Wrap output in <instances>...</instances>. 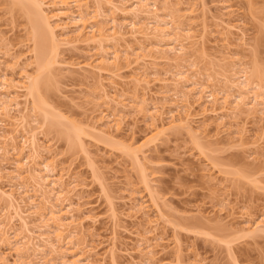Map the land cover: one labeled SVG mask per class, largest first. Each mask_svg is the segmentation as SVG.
Listing matches in <instances>:
<instances>
[{"label": "rangeland", "instance_id": "374dc122", "mask_svg": "<svg viewBox=\"0 0 264 264\" xmlns=\"http://www.w3.org/2000/svg\"><path fill=\"white\" fill-rule=\"evenodd\" d=\"M88 2L93 5L92 0ZM22 5L18 0H0V73L16 81L20 80V73H36L32 24L30 15L25 13L26 5ZM170 5L194 37L184 64L144 57V61L136 63L137 55H146L143 51L150 48L149 41L145 42L140 34L134 35L129 21L120 14L114 17V26L118 27L115 29L110 20L112 14L105 12L94 19L106 33L101 38L105 43L100 44L120 56L121 62L117 70L111 66L112 70L104 67L106 73H89L82 68L100 45L95 40L84 41L86 36L77 41L67 19L61 20L62 24L57 22L66 24V40L70 44L59 46L57 58L51 56L56 63L52 62L42 75L45 88L38 98H45L48 105L35 109L28 121L36 119L43 125L47 139L39 138L47 149L42 158L47 162L52 159L56 169L64 173L66 183L68 177L77 183L70 197L74 207L82 211L68 229L73 235L64 232V242H58L55 227L45 221L51 210L59 213L61 204L56 200L57 191L50 193L47 188L46 196L35 198L37 212L46 219H31V228L44 224L45 229H35V235L43 234L60 253L71 248V242L77 243L76 253L83 250L82 254H90L95 264H100L103 256L105 264H112V251L117 264H142L147 256L139 251V244L146 241L153 246L155 264H264V234L253 233L245 222L248 217L264 220V115L252 111L232 116L218 107L212 112L204 100L187 104L175 96L179 86L173 85L172 77L178 72L191 77L199 71L202 75L196 78L201 84L230 94L227 80H240L231 69L233 62L239 61L253 82L264 88V0H170ZM141 44L146 50H140ZM160 55L165 54L156 56ZM239 68L238 65L236 70ZM102 89L122 102L126 110L107 100L102 105ZM105 109L118 110L122 120L118 132L108 131L97 122L98 110ZM45 112L52 115H46L51 121L45 120ZM58 114L61 117H56ZM186 114L191 132L178 120ZM170 115L176 120L172 121ZM150 116L157 118L156 123ZM31 125L35 127V123ZM75 130L82 133L78 140L66 133ZM67 134L71 135V142L66 139ZM133 142L131 154L127 146ZM137 150L145 153L139 162L133 157ZM14 160L9 156L7 161ZM5 169L9 170L8 165ZM25 178L30 187L31 182ZM134 204L137 208L142 204L143 210L132 208ZM0 208L4 216L11 214L6 203L1 202ZM112 211L118 217L113 219ZM44 222L49 225L46 227ZM13 224L18 236L15 232L9 235L10 245L8 239L0 238V259L4 258L7 264L36 262L39 258L33 257L32 252L21 258L14 252L21 244L16 237L26 234L17 220ZM43 249L46 264H55L53 260L48 262L54 257L49 254V246Z\"/></svg>", "mask_w": 264, "mask_h": 264}, {"label": "bare ground", "instance_id": "6f19581e", "mask_svg": "<svg viewBox=\"0 0 264 264\" xmlns=\"http://www.w3.org/2000/svg\"><path fill=\"white\" fill-rule=\"evenodd\" d=\"M18 1L21 6H23L22 5L23 3L26 5V7L24 8L26 9L25 13L26 15H30V21L32 24V36L34 43L33 54L35 57L36 73L34 76L27 75L26 73L25 74L20 73V75H18L20 77L19 78L20 80L18 81L7 77L6 73L5 74L0 73V158H1L0 203L1 202L6 203L8 207V211L11 210L10 211L11 214L7 217L4 216L5 213L0 208V217L1 216L5 217L4 219L5 221L4 220L0 221V233H2L0 235L1 236L0 238L7 240L9 235H11V233H14L16 231L14 230L13 223L14 221L17 220L21 224L20 227L23 229V231L26 234L23 236V238L16 237L18 236L17 232H15L16 234H14L16 235L14 237H16V239H18L19 242H21V244L17 245L18 247L16 246V248L14 249V252L17 254L18 257L21 258L22 255H27L28 253L32 252L31 254L33 255V257L39 259L36 262H31V264H38V263L46 264L47 262L44 260V258L47 256H43L45 255V250L43 248L49 246V254L54 255V257L51 259V261L49 260L48 262H52L53 260L55 261V264H95V261L90 254L89 255H86V253L82 254L83 250H78V252H81V254H78V252L76 253V250L78 249L77 243L76 244L72 242L70 244L68 243L71 246V248H67L60 253L59 251H57L55 245H53L51 242L50 244L49 240L44 239L43 234L39 233L38 235H35V229L39 230L40 232L41 229L44 227V224L41 228L39 227L31 228L32 226L31 219L33 218H35V220L46 219L43 217V215L37 212L38 208L36 205L37 203H35L36 200L35 198L38 199L39 197L41 198L46 196V194L49 193V192L47 193L48 190L47 188H49L50 193L51 192L54 193L55 191L58 192V193L56 192L57 194L56 198L58 197L59 199L56 200L59 204H61L60 210L63 211L61 212L60 210H58L59 213H57L55 211L52 212L51 210V212L48 213L49 215H47V220L45 221V222H51L55 227L56 230L54 229L55 230L54 232L56 233L55 236L58 242L60 241L64 242V238L62 236V233L64 232L73 235V232H71L68 229L70 225L72 226L71 223L77 221L76 219L78 217V213H81L80 211H82L74 207L72 203V197H70V193L71 192L73 193L75 188L78 187L77 183L73 184L75 182L72 180L71 177H68L69 180L66 183L64 180L66 178V177L64 178L65 176L64 173L61 174L56 169L57 166L54 165L55 163L54 164L51 163L52 159L51 162H47L45 158H42L43 151H46L47 149V148L45 149L42 146L40 142L41 139L39 138L42 137L43 141L44 139H47L46 137L47 135L43 131V125L39 124L36 121V119L35 120L33 119L34 121L31 120V122L28 121L30 117L28 115L30 113L33 114V111L35 109L40 110V108L43 109L48 105L47 102L44 100L45 98L44 99L40 98L39 100L38 98L42 88H45L43 86L45 81L43 83L42 75L51 66L53 62L52 60L55 59L54 57L51 56L55 54L57 55L59 46L64 44H70L69 41L66 40V35H69L66 24H63V26H61L57 22L60 21L61 23V20L67 19L69 24L72 25L74 29L72 32H74V35H76L75 37L77 39L86 36V38L84 37L83 39L84 41L87 42L90 41L92 43L95 40V43L97 42L100 45V50L98 48L99 51L95 53L96 55L94 54H93L94 56L90 55L89 56L90 58L88 60V62L89 61L90 62L89 63L86 62L85 65L83 64L84 66L82 68L85 71H88L89 73L98 72V74L106 73L108 70L105 71V69L110 68L111 66H112L111 68L114 67L113 69L119 67L118 62L120 61V56H118L115 52L110 53L104 50L102 48V45L100 44L104 42L103 41L104 39L101 38H103L106 33L103 30V28L98 27L97 22L94 19L98 17H102L103 14H105V12H110L112 14L111 15L112 19L110 18L109 19L111 20L113 26L115 23V19H114L115 15L120 14L123 17V19L129 21L128 24L131 30L133 31L134 35L140 34L141 36H143V40L145 42L149 41L148 44H150V48H148L147 50H146L147 47H144L145 45L141 44L143 48L141 47L140 50L142 49L146 50V51L142 50L143 52H146V55L143 56L144 55L143 54L142 57L140 55H137L135 59L136 63L138 62V60L144 61L143 59L144 57L153 61L163 60V61H173L178 64H184L187 61L186 55H188L187 52L189 50L188 46L190 44H194L193 41L194 37L191 34V30L189 28L187 29L188 27L187 24H183V22H181L183 18L181 15H178L177 10L174 9L172 5H170V0H92L93 5L90 4L88 0H18ZM116 28L118 27H115V29ZM110 29H112V31H115V29L112 27ZM116 33L118 34V32ZM61 37H63L64 39L63 38L61 39ZM106 37L107 36H105V38ZM242 37H244L243 34ZM97 38L98 40H96ZM151 39L153 40V44H151ZM77 41H79V39ZM157 54H162V55L165 54L169 56L172 55V57L169 56L164 57L165 55L164 56L160 55V57H157L156 56ZM95 56L98 58L97 60L94 58ZM55 63L56 62L54 60L53 64ZM240 63L241 62L239 61L233 62L232 64L233 68L231 67V69H233L232 75L233 74L239 75L240 80L238 82H233V81L230 82L231 79L229 78V80H227L228 82L225 81L229 85L228 86L229 91H232V93L229 94L227 93V91L224 90H220L219 92H216L215 90L209 89L210 88L209 86H206L205 84H201L202 82L201 83L199 82V80L196 78V75L201 76L202 74L197 70L198 72H194L195 75L191 77H188L187 76L188 74L186 73L184 74V72L183 73L178 72L174 74V76H172L174 82L173 85H176V87L179 86V88L175 92V96L184 99L183 101H185L187 104H195L197 102H201L204 100V103L210 105L212 112H215L216 108L218 107V110H220L221 112L231 114L232 116L243 113L250 114L252 111L256 112L259 115H264V88H262L263 86H260V84L258 85L255 84V82H253L250 75H248L249 73H247L246 68L240 66L242 64ZM1 65L2 63L0 61V67ZM238 65L240 68L236 70V67ZM189 66L192 69L194 67V65L191 64ZM111 70H109V72ZM111 73L113 74V72H110L109 74ZM146 74L147 73L145 71V75ZM153 75H155V73ZM192 78H196V80H193ZM257 90L259 92L258 94L261 93L263 95H258L257 93H255ZM102 93L103 96H101V98L104 99L102 105L104 104L106 105L105 101L107 100V102L109 103H114L115 107H121L122 109L127 108L124 104H122V102L120 101L117 102L113 97H110L109 95L110 92L107 93V91L102 89ZM191 100L192 102H190ZM141 103H144V101L142 100ZM98 106L100 109V104H98ZM105 111H108V109H105L103 111L98 110L97 122L107 127L106 129L108 131L113 130L118 132L120 129L119 123L122 121L120 119L121 118L120 115H117L116 113V111L118 110H113L111 112H105ZM46 115H48V117L50 118L52 116V115L50 116L47 113L44 116ZM58 115L56 117H61L60 115L59 116ZM188 117H189L188 114H186L183 117H179L178 120L179 122H181V124H183L182 125L184 126L183 128L186 127L191 132L190 124L188 123ZM44 118H46L45 120H48L47 116ZM150 119L152 120V123H156L157 118L150 116ZM170 119L172 121L176 120L173 115H170ZM45 120L43 119V123ZM48 121H51V119ZM46 122L47 121H45V123ZM32 123H35V127L31 125ZM161 127H164V125ZM157 129L158 128L156 125L154 130ZM66 133L72 134V137L73 138L75 137L76 140H78L82 134L81 131L78 130H75L74 133H72L71 131H66ZM194 134L195 133L191 135ZM72 137L71 135L68 134L66 135V139L68 138V141L70 142H71L70 139ZM133 144L135 143L133 142L132 144L127 146L128 153L132 154L130 148H132ZM124 149H126V147ZM9 156L14 157L15 159L11 163L7 161L9 159ZM133 157L136 162H139L140 161L139 157L141 159H144L145 153L141 152V150H137L136 152L133 153ZM5 165H8L9 170L5 169ZM43 171H44V175H41L43 174ZM25 177H27V179L31 182L30 187H28L25 184V179H26ZM143 182H144L145 190L147 191L149 197H151L152 193L150 191V187L148 183L146 182L145 179L143 180ZM70 185H73L72 186L73 188L69 189L68 187ZM155 204L153 203L154 207H156ZM141 205L139 204L137 208L136 205L134 204L132 205L133 206L132 208H136V210L141 211L143 210L142 208H144L143 206L141 207ZM156 209L159 211L158 207H156ZM112 215H113L112 218L115 217V215H117L116 211L114 212V214L112 211ZM116 217H118V215ZM82 219L85 218L83 217ZM245 222L247 223L246 225H248V229L253 231V233L261 232L264 234L263 219L253 220L250 217H248V219L245 220ZM48 225L49 223L48 224L45 223L46 227ZM70 237L68 238L70 239ZM16 239L15 241H17ZM7 242L10 245V240ZM40 243H42L44 247H42ZM139 243L141 242H138V244ZM143 244H144L143 247H145V249L143 248L142 250ZM139 246H141V248H139V251L142 253L144 252L145 254L143 253V255L147 256V259L144 260L145 262H143L142 264H155L154 263L155 257L152 250L153 246L150 244V242L149 241L148 242L146 241L145 243L143 242L142 244H139ZM113 252L114 251L111 252L112 253L111 260L110 258L109 260L110 262H112V264H117L115 263L116 260L114 258ZM104 257L105 256H103V258L99 260L100 264H105L106 257L105 258ZM42 260H44V262H42ZM56 260H58V263H56ZM2 264H7V261L2 260ZM17 264H26V263L17 262Z\"/></svg>", "mask_w": 264, "mask_h": 264}]
</instances>
